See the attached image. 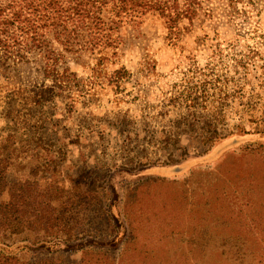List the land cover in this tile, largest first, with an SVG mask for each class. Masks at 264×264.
I'll return each mask as SVG.
<instances>
[{"label": "rangeland", "instance_id": "obj_1", "mask_svg": "<svg viewBox=\"0 0 264 264\" xmlns=\"http://www.w3.org/2000/svg\"><path fill=\"white\" fill-rule=\"evenodd\" d=\"M174 8L182 15L173 32L150 14L117 57L102 56L92 48L96 35L83 32L76 45L82 56L64 65L62 87L45 78L42 56L0 61V130L27 114L33 141L49 149V180L59 187L103 183L113 174L128 238L108 261L254 264L239 256L264 248L255 240H264V139L247 147L241 138L182 173L149 170L181 167L187 157L213 155L223 138L264 131V0H181ZM99 62L102 68L94 67ZM20 88L26 92L14 96ZM210 122L217 124L210 129ZM125 170L137 174L113 180ZM81 258L101 257L74 255L68 263Z\"/></svg>", "mask_w": 264, "mask_h": 264}, {"label": "trees", "instance_id": "obj_2", "mask_svg": "<svg viewBox=\"0 0 264 264\" xmlns=\"http://www.w3.org/2000/svg\"><path fill=\"white\" fill-rule=\"evenodd\" d=\"M178 1L181 0H0V61L29 63L34 55L42 56L45 78L62 87L65 82L61 77L67 71H62L64 65L82 56L76 45L83 32L96 35L92 48H100L102 56L117 57L128 33L150 14L164 18L165 29L173 32L182 15L174 11ZM94 67L102 68V63ZM2 82L0 79L1 89ZM21 90L26 92L20 88L12 93L15 96ZM27 100L30 102V97ZM23 101L18 99L20 107L26 106ZM27 116L22 115L23 120L13 117L0 130V264H69L74 255L87 254L101 258H81L74 264H122L108 261L116 257L117 248L128 238V222L119 210L118 186H111L109 181L113 174L103 183L93 180L67 187L53 184L48 174L52 165L49 149L33 141ZM16 121H22L20 130ZM216 124L210 122V129ZM242 136L221 139L222 144L211 147L214 154L210 157L190 161L187 157L181 167L167 163L149 171L158 175L185 172L204 160L215 159L241 138L247 147L251 146L252 141L264 139V131H244ZM134 172L118 171L113 180L118 181L117 174H137ZM125 177L129 180L133 175ZM97 213L102 219L100 225L95 222ZM255 240L264 241L262 235ZM21 254L32 255L34 260L17 262ZM245 256L254 264H264V248L245 251L239 259Z\"/></svg>", "mask_w": 264, "mask_h": 264}]
</instances>
